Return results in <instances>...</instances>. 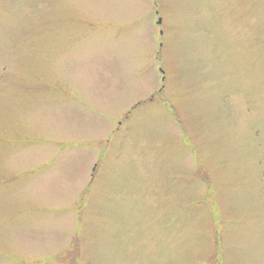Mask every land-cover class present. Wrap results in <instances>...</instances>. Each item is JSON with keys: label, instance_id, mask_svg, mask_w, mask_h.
<instances>
[{"label": "rangeland", "instance_id": "374dc122", "mask_svg": "<svg viewBox=\"0 0 264 264\" xmlns=\"http://www.w3.org/2000/svg\"><path fill=\"white\" fill-rule=\"evenodd\" d=\"M0 264H264V0H0Z\"/></svg>", "mask_w": 264, "mask_h": 264}, {"label": "trees", "instance_id": "16d2710c", "mask_svg": "<svg viewBox=\"0 0 264 264\" xmlns=\"http://www.w3.org/2000/svg\"><path fill=\"white\" fill-rule=\"evenodd\" d=\"M54 259H57V258H59V256L57 255L56 257H53Z\"/></svg>", "mask_w": 264, "mask_h": 264}, {"label": "water", "instance_id": "95a60500", "mask_svg": "<svg viewBox=\"0 0 264 264\" xmlns=\"http://www.w3.org/2000/svg\"><path fill=\"white\" fill-rule=\"evenodd\" d=\"M159 23H161V19H159Z\"/></svg>", "mask_w": 264, "mask_h": 264}]
</instances>
